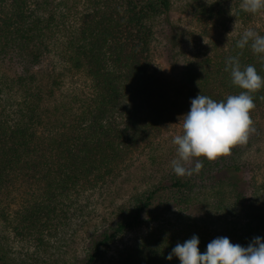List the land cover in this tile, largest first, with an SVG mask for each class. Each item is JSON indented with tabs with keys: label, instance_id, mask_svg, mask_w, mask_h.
<instances>
[{
	"label": "trees",
	"instance_id": "1",
	"mask_svg": "<svg viewBox=\"0 0 264 264\" xmlns=\"http://www.w3.org/2000/svg\"><path fill=\"white\" fill-rule=\"evenodd\" d=\"M79 2L82 10L65 25L55 0H0V224L26 247L11 253L4 232L0 264H53L41 256L76 215L81 195L115 181L183 120L198 94L221 101L241 91L225 71L226 58L264 76V60L250 46L236 47V35L210 55L186 59L169 79L154 62L153 46L171 24L172 0ZM198 16L211 20L213 5L200 0ZM255 28L249 26L264 35ZM67 75L85 81L82 95L66 93ZM253 95L251 119L264 110V88ZM239 150L200 158L203 167L191 176L164 166L154 182L115 206L72 264L105 263L115 241L144 228L108 263L180 264L166 257L193 235L201 252L217 237L246 247L264 235V178L244 180ZM195 206L205 213L200 222L191 215L178 228L162 225L174 209ZM216 218L221 228L209 229Z\"/></svg>",
	"mask_w": 264,
	"mask_h": 264
},
{
	"label": "rangeland",
	"instance_id": "2",
	"mask_svg": "<svg viewBox=\"0 0 264 264\" xmlns=\"http://www.w3.org/2000/svg\"><path fill=\"white\" fill-rule=\"evenodd\" d=\"M82 0H55L64 17L65 25H70L76 12L82 10ZM200 0H172L170 10L169 28L163 33H157L153 46V58L158 69L169 79H174L188 58H201L210 55L215 47L226 46V43L236 35H242L250 28L264 31V13L250 14L243 17L239 15L241 8L239 0H202L213 5V18L204 20L197 17V3ZM221 4V5H220ZM230 9V11H229ZM219 11V12H218ZM248 19V20H247ZM64 90L67 94L82 95L85 91V81L79 75H67ZM252 127L255 131L249 134L247 143L238 144L239 157L245 162L242 171L245 181H258L264 178V110L254 114ZM182 121L172 124L169 130L158 137L152 147L143 150L133 161L128 169L124 170L112 183L84 193L79 197V208L70 224L63 228L60 235L51 242L45 257L53 264H72L75 258L82 254L92 231L103 226L112 216L115 206L127 197L140 191L154 182L161 170L176 158V146L172 143L175 135L181 134ZM13 197V196H12ZM162 223L165 228L173 229L182 225L184 217H205L200 206L189 208L185 211L174 209ZM164 219V220H165ZM216 220L209 224V229L221 228ZM207 222V221H206ZM144 229H138L124 235L115 241L106 254L105 263L115 258L127 246L132 245ZM216 232V230H214ZM0 224V235L4 234ZM8 236V249L11 253L20 252L25 243L16 240L12 234ZM226 235V233H225ZM227 236V235H226ZM258 237L264 238L260 234ZM30 251L33 246H29ZM23 253V252H21ZM43 253V252H42Z\"/></svg>",
	"mask_w": 264,
	"mask_h": 264
},
{
	"label": "clouds",
	"instance_id": "3",
	"mask_svg": "<svg viewBox=\"0 0 264 264\" xmlns=\"http://www.w3.org/2000/svg\"><path fill=\"white\" fill-rule=\"evenodd\" d=\"M241 10L258 14L264 11V0H242ZM264 60V35L246 30L236 43ZM225 71L230 72L231 83L241 91L216 101L207 95L198 94L190 101V110L184 114L181 134L172 138L176 146V158L171 161L177 177L199 173L203 167L200 158L214 161L230 154L238 144H245L255 129L250 113L255 108L254 93L264 88V76L258 74L254 65L243 66L238 57L225 60ZM180 123V122H179ZM194 162V167L187 165ZM199 238L177 245L166 257L179 259L180 264H264V238L255 237L246 247L233 244L228 237H217L209 242L206 250L199 249Z\"/></svg>",
	"mask_w": 264,
	"mask_h": 264
}]
</instances>
